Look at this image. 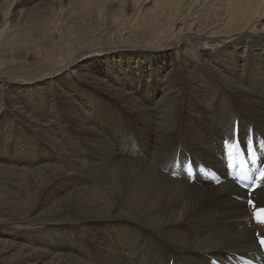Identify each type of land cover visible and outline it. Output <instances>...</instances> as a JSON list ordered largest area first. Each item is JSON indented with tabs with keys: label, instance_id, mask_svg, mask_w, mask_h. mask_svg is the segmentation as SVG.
I'll use <instances>...</instances> for the list:
<instances>
[{
	"label": "bare ground",
	"instance_id": "obj_1",
	"mask_svg": "<svg viewBox=\"0 0 264 264\" xmlns=\"http://www.w3.org/2000/svg\"><path fill=\"white\" fill-rule=\"evenodd\" d=\"M63 87L73 134L88 137L97 158L80 155L82 140L74 153L58 104ZM18 99L35 108L51 102L54 129L38 118L29 127L44 128L55 154L32 144L24 154L29 129L18 118L31 117L18 112ZM234 125L264 137V0H0V167L31 189L19 198L17 188L16 208H4L0 222L37 241L56 222L63 230L43 249L0 242V264H208L251 255L245 193L226 175L194 179L180 162L223 170L220 146ZM123 151L108 177L102 167ZM31 162L34 174L25 171ZM75 174L81 183L68 184ZM254 195L264 206V182Z\"/></svg>",
	"mask_w": 264,
	"mask_h": 264
},
{
	"label": "rangeland",
	"instance_id": "obj_2",
	"mask_svg": "<svg viewBox=\"0 0 264 264\" xmlns=\"http://www.w3.org/2000/svg\"><path fill=\"white\" fill-rule=\"evenodd\" d=\"M94 55H96L97 57H102V56H104V54H105V52H95V53H93ZM62 82H60L59 84H61ZM67 89V90H66ZM70 93V89L69 88H67V87H63L60 91H59V95H58V99H59V101H58V104H59V106L61 107V109H62V116H63V118H62V121H63V125L64 126H66L67 127V129L68 130H70L71 131V133L70 134H67L66 136H68V137H70L72 140H74V142H75V144H76V147H75V149H74V153L76 152V153H78L79 152V150L80 149H78V141H80V140H82V141H80L79 143L80 144H82V146H83V148H82V146L80 145V147H81V153H80V155L81 154H83L84 153V151L83 150H86V151H91L92 153H93V155H94V157L95 158H97L98 156H99V153L97 152V149L95 148V149H92V150H89V148H92V147H89V144L92 142V141H89L88 139V137H79L78 138V140H76L77 138H76V136H74V134H73V131L75 130V126H74V124H72L71 122H70V120H69V112L67 111L68 110V106H69V104L65 101V100H63L64 99V97H65V93ZM64 94V95H63ZM64 96V97H63ZM60 97V98H59ZM63 100V101H62ZM65 101V102H64ZM50 103L51 102H49V103H47V102H45L40 108H35L33 105H25V103L23 102V100H21V99H18V100H14V105L18 108V112L20 113L21 112V114L23 113V115H25V116H27L28 115V117H31V118H27V119H25V120H27L26 122H24L25 120H22V118L20 119V118H18V121L20 122V124H25L26 126H27V128L29 129V130H22V139H21V146H22V149L24 150V154L26 153V151H25V146L26 145H28V144H32V145H34V147H36L37 149H38V151H39V153L41 152V153H44V152H48L49 150V152H51V154H55V151H57L55 148H56V146H55V144H50V142L48 141V139H47V135H45L44 133H43V131H42V129H44V128H41V127H39L37 130L36 129H34V128H30L29 127V125L30 124H32L35 120H40V121H42L43 122V120H45V123H46V126L47 127H49V128H53L54 129V126H53V124L51 123V118H50V114H49V108H50ZM22 104V105H21ZM46 104H47V106H46ZM67 104V105H66ZM79 105V104H78ZM47 107V108H46ZM46 110V111H45ZM37 111V112H36ZM42 112V113H41ZM45 113V114H44ZM65 114V115H64ZM45 115H47V116H45ZM38 118V119H37ZM68 118V119H67ZM35 119V120H34ZM49 120V121H48ZM69 121V122H68ZM48 122H49V124H50V126H49V124H48ZM67 122V123H66ZM44 124V123H43ZM65 124H67V125H65ZM34 129V130H33ZM243 130H244V127H243ZM26 131H27V134H26ZM29 132V133H28ZM23 134H25V135H23ZM34 134V135H33ZM40 134H41V136H40ZM123 134V133H122ZM124 134H125V132H124ZM26 135H28V136H26ZM71 135V136H70ZM38 136V137H37ZM25 137V138H24ZM42 137V138H41ZM84 138V139H83ZM88 138V139H87ZM87 139V140H86ZM28 140V141H27ZM46 140V141H45ZM88 141V142H87ZM0 142H1V139H0ZM42 142V143H41ZM65 142H66V140H65ZM24 143V144H23ZM52 145V146H51ZM54 145V146H53ZM0 147H3V145H2V142L0 143ZM8 147H10L9 148V150L7 151V153H9V155H11L12 157H15L16 156V154L18 153V152H15L14 151V149H13V144L11 143V144H8ZM50 149H49V148ZM54 147V148H53ZM88 147V148H87ZM40 148V149H39ZM87 148V149H86ZM120 148H122V150L124 149L123 147H119V148H117V151L118 152H120V151H122ZM11 149V150H10ZM46 149H47V151H46ZM78 151V152H77ZM14 152V153H13ZM97 152V153H96ZM14 154V156H13V154ZM0 154H1V150H0ZM2 155V154H1ZM0 155V156H1ZM122 159H121V158ZM126 153L123 151V152H121L120 154H119V156H118V158L119 159H116V160H113L112 162H110L111 163V165H110V163L109 164H105L102 168H104V169H102V170H104V172L105 173H107V176L109 177V175L111 174L110 172H112L113 171V169L111 168V167H114V165L116 164V162H118L119 160H125L126 158ZM56 158H58V156L56 157ZM66 159V158H65ZM79 159H81V158H79ZM60 160V159H59ZM64 160V159H63ZM88 160V159H87ZM87 160H83L84 162L83 163H85V164H87L86 162H87ZM195 160L198 162V163H200V164H202L203 166H205V167H207V168H210L206 163L204 164V162L203 161H201V160H197L196 158H195ZM86 161V162H85ZM1 162L2 161H0V164H1ZM61 162H62V160L59 162L60 164H61ZM58 163V164H59ZM95 163V162H94ZM113 163H114V165H113ZM57 164V165H58ZM3 166V165H2ZM30 166V169H26L25 171H30L31 172V174H32V172H33V174H34V170L35 169H37L39 166L36 164V163H33L32 164V162H31V165H29ZM107 168H106V167ZM3 167H6V166H3ZM3 167H0V182H1V180L2 179H4V181L6 182V185H2V184H0V213L2 214H0V218L2 217L3 219H5V217H6V214H5V209L4 208H10L8 211H10L9 213H12V209L13 208H16V206H15V204H13L12 203V201L15 199V197H16V193H17V188H20L21 190H19L18 191V194H17V196L19 197V198H21V197H23L24 195H25V191L27 190H29V191H31V189L29 188V186L27 185V182L26 181H23V182H21V179L20 180H18V178H20L19 176H17L16 175V172H13V171H11L12 170V168H3ZM13 167H15V165H13ZM110 167V168H109ZM9 169H11V170H9ZM106 169H109V170H106ZM106 170V171H105ZM109 171V172H108ZM12 175V176H11ZM26 178H29V176L28 175H24ZM18 177V178H17ZM18 182H20V183H18ZM71 182V183H70ZM67 183L69 184H76V183H81V179H80V176L77 174V176H76V174H75V177L73 178V180H71V181H67ZM18 184V185H17ZM62 184V180H60L58 183H57V186H60ZM2 185V186H1ZM3 187V188H2ZM28 187V188H27ZM24 189V190H23ZM56 189V188H55ZM55 189L53 188V191L52 192H54L55 191ZM8 190V191H7ZM10 190V191H9ZM3 192V193H2ZM25 200H23V202H24ZM11 202V203H10ZM5 215V216H4ZM1 224V226H0V242H2V241H5V243H8L9 245L10 244H13L14 246H17V247H19V245L18 244H26V245H28V246H30V247H33V246H37L36 247V249H40V248H45L44 246H46V245H48V244H51L52 243V237H51V235L52 234H54L55 232H59L57 235H55V237H57V236H61L62 235V233H63V230L61 229L62 227L60 226V224L59 223H57L56 222V225L58 226V229H48V230H44L43 232L46 234V235H44V236H46L45 238H44V236H43V238L39 241H37L36 239L34 240V239H32V236H31V234H28V235H25V236H23V237H20V236H17L16 234H15V232L17 231V230H15V232H13L14 230H12L11 228L10 229H8V227H6V226H4L6 223H4V222H0ZM250 223V222H249ZM5 227V228H4ZM62 230V231H61ZM262 230V229H261ZM263 232V234H264V230H262ZM254 234H255V230H254V232H253ZM8 234V235H7ZM16 236H17V239H16ZM31 236V237H30ZM19 237V238H18ZM48 238V239H47ZM22 241H21V240ZM28 239V240H27ZM48 241H50V242H48ZM43 244H42V243ZM45 244V245H44ZM40 247V248H39ZM34 248V247H33ZM12 253L14 254V255H17L18 253L16 252V251H12ZM23 254H25V252L23 253ZM209 256H210V254H209Z\"/></svg>",
	"mask_w": 264,
	"mask_h": 264
},
{
	"label": "snow or ice",
	"instance_id": "obj_3",
	"mask_svg": "<svg viewBox=\"0 0 264 264\" xmlns=\"http://www.w3.org/2000/svg\"><path fill=\"white\" fill-rule=\"evenodd\" d=\"M223 87L225 88H229V89H235L236 87H238V84H236V82L234 81H223ZM225 143H227L225 141ZM247 143V142H245ZM260 178L262 181H264V171L260 172ZM249 205L255 210L254 211V218L256 219L257 223H264V218H262V214H264V208H260V209H256L255 204H253L251 201L248 202ZM256 239L259 243V245L264 248V236H261L260 233H256L255 234Z\"/></svg>",
	"mask_w": 264,
	"mask_h": 264
}]
</instances>
